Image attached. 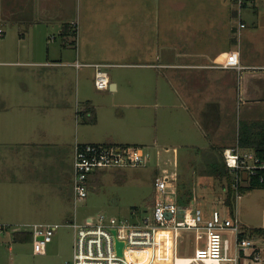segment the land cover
Listing matches in <instances>:
<instances>
[{
  "label": "crops",
  "instance_id": "1",
  "mask_svg": "<svg viewBox=\"0 0 264 264\" xmlns=\"http://www.w3.org/2000/svg\"><path fill=\"white\" fill-rule=\"evenodd\" d=\"M262 2L245 0L238 7V0H199L209 10L197 15L196 0H0V184L6 178L11 183V169L27 171L19 170L20 160H8L6 146L13 150L32 143L31 223L61 224L46 215L52 212L66 223L77 221L72 215L77 143L147 145L178 153V146H193L187 142L196 130L190 128L196 125L190 104L201 101L206 114L214 88L220 90L216 100L221 101V116L205 117L199 130L205 137L220 132L222 149L237 145L239 128L230 133L226 126L230 108L236 100L264 102V58L256 46L264 34ZM219 4L222 8H214ZM186 5L190 13L181 14ZM233 17L238 18L237 26ZM181 21L193 27L188 44L180 40ZM240 21L246 24L242 29ZM238 27L239 36L247 38L246 51L244 45L235 50L233 30ZM77 61L106 63L108 69L141 68V74L146 69L149 75L116 72L110 88L100 90L95 87L94 68L77 66ZM225 63L245 68L240 72L215 67ZM212 68L223 72L214 78ZM85 69L93 72L90 88ZM180 69L190 71L182 74ZM20 128H32V137L18 135ZM176 139L187 140L172 147L170 142ZM101 171L91 175L90 186L99 187ZM19 233L26 237L25 231ZM165 235H171L170 243L164 241ZM160 248L164 249L160 263L168 254L173 261L172 230H162ZM191 257L175 260L186 264Z\"/></svg>",
  "mask_w": 264,
  "mask_h": 264
},
{
  "label": "rangeland",
  "instance_id": "2",
  "mask_svg": "<svg viewBox=\"0 0 264 264\" xmlns=\"http://www.w3.org/2000/svg\"><path fill=\"white\" fill-rule=\"evenodd\" d=\"M198 1L196 0L197 6H195L197 15L199 13L204 15L205 8L207 11L209 10L208 5H200ZM262 1L264 3V0ZM222 5L219 4L214 6V8H222ZM167 7L169 5L164 6L166 12ZM238 7H240L239 4ZM189 13V6H184L181 14L188 15ZM233 21L234 26H237L238 18L234 19L233 17ZM186 22L181 21L182 33L185 35L182 34L180 40L184 44H188V31L193 30L192 25L188 27ZM201 24L202 22L198 25L201 26ZM213 29L216 30L218 27L214 26ZM233 33L237 37L235 50L239 51V46L244 45V51H246V46H249L246 41L247 38L242 36V34L239 36V27L237 30H233ZM204 36L206 38L209 37V30L204 32ZM200 39L198 36L197 41ZM259 42L260 44H256V46L261 47L262 53H260V56L264 58V34H260ZM213 43L214 45L217 44L216 42ZM211 70L214 73V78L223 72L221 68H212ZM85 71L86 85L90 88L93 83V72L88 69H85ZM107 71L110 77H113L116 72L121 73L120 75L123 76L144 77L149 75L146 69L141 74V68L120 69L111 67L107 68ZM189 71L188 69H180L179 73L186 74ZM219 93L220 90L214 88V99L208 103L206 114H204L203 110L201 111V101L197 100L195 106L190 104V112L194 114L196 122V125L190 128H196V130L188 138L187 142L193 143V146H178V153L174 149L165 152L160 147L154 148L150 146L151 159L146 164L118 169L110 168L101 171L98 188H94L89 184V195L87 198L77 203L73 198L72 215L76 214L78 223H86L89 216L97 220L101 214H104L108 219L112 217L118 219L126 218L133 224L141 223L143 218L151 213L154 204L156 193L155 176L164 174V169H167L169 172L177 174V199L180 206L189 205L190 201L194 199L208 218L214 210H219L224 217L237 216L250 232L263 228L264 187L242 188L234 204V212H232L226 202L228 192L227 177L225 176L223 165L225 149L218 145L221 133L213 131L208 133V137H205L199 130V128L204 126L203 121L207 116L212 119L214 114L215 116L217 115L216 118H220L222 113V109H220L221 101L216 100V96ZM235 105L234 108H230L229 116H225L226 126L230 133L234 131V128H244V124L247 121L260 122L264 120L263 101L256 104H248L246 101L236 100ZM224 111L227 112V108ZM213 126L219 129V121L216 122L214 120ZM181 128H186V125L182 124ZM19 131H17L18 135L22 133L23 137H26L25 135L32 137V128H20ZM186 140L179 142L176 139L170 143H174L172 144V147H174L179 145V143L183 144ZM206 145L208 146L205 147ZM158 150H161L164 155H157ZM5 152L8 160H20L18 161L20 168L17 166L19 170L26 168L27 171L23 170L18 173L16 170L11 169L8 171L12 179L11 183L8 181L9 178H6V182L3 185L0 184V264H66L67 261L73 259L75 231L69 225V222L66 223L65 220H61V214L56 212L46 214L50 218L57 219V222H62L61 226L56 230L53 240L48 244L46 254L34 252L32 238L17 239L16 235L18 232L25 231L28 234L30 230L29 227L19 224L22 223L20 221L31 223L35 215L32 213V143L27 147L21 146L13 150L6 146ZM47 168L51 169L50 166H47ZM229 175H232L231 177L234 179L233 173ZM242 182H244L242 187L248 185L247 181L243 180ZM261 236L262 234L253 235V239L258 246L262 245L261 241L264 236ZM193 237L192 233L180 235L177 256L191 257L194 254ZM164 241L170 243L172 241L171 235H165ZM261 247L263 248L264 256V244ZM175 258L176 254L173 257L174 264L177 262ZM163 260L160 263L158 258L152 264H173L169 254ZM149 261L146 260L143 264H147ZM185 261L180 260V263L177 262V264H184ZM131 264L136 263L132 262ZM239 264H264V260L255 262L250 256H241Z\"/></svg>",
  "mask_w": 264,
  "mask_h": 264
},
{
  "label": "built area",
  "instance_id": "3",
  "mask_svg": "<svg viewBox=\"0 0 264 264\" xmlns=\"http://www.w3.org/2000/svg\"><path fill=\"white\" fill-rule=\"evenodd\" d=\"M244 1L238 0L240 7ZM245 25L240 21L241 29ZM76 65L92 66L96 87L100 90L110 88L109 64L77 61ZM215 67H235L240 72L245 68L240 64L232 66L227 63ZM149 149L147 145L77 143L73 182L75 202L88 197L89 179L96 171L146 164L151 159ZM157 152L160 156L161 151ZM224 160L233 173L232 188L237 197L244 183L242 181L249 184L250 179L264 169V156L243 149L238 144L224 150ZM177 179V174L167 169H164V174L155 176L154 204L151 213L139 224H133L126 218L108 219L104 214L97 220L88 218L86 223H70L75 231V244L73 259L66 264H143L146 260H150L147 264H152L164 253L160 247L162 230L165 228L173 232V257L175 254L177 256L180 235L193 234L195 252L187 264H239L241 256H250L255 262L264 260L263 249L255 243L252 232L244 227L237 216L224 217L219 210H214L208 218L194 199L189 205L180 206ZM260 182L264 183L262 175ZM23 225L29 227L33 234L34 252L37 254L47 253L48 244L61 226L39 222Z\"/></svg>",
  "mask_w": 264,
  "mask_h": 264
},
{
  "label": "trees",
  "instance_id": "4",
  "mask_svg": "<svg viewBox=\"0 0 264 264\" xmlns=\"http://www.w3.org/2000/svg\"><path fill=\"white\" fill-rule=\"evenodd\" d=\"M238 145L246 150H253L257 152L258 154L264 156V120H261L260 122L257 121H247L244 124V128H239V135H238ZM224 165V173L226 174L225 176L227 177V199L226 202L228 206L231 208V211L234 212V204L236 203L237 195L235 191L232 188L234 179L229 175L231 174L230 170L226 166L225 160L223 162ZM259 173L255 176H253L249 184L246 187H241L242 188H254V187H264V183L260 182V176H264V169L258 171ZM92 176L89 179V184ZM264 233V229H255L252 231V234H262ZM21 233H17L16 237L17 239H24L20 237ZM32 238L34 240L33 234L28 233L26 234L25 238Z\"/></svg>",
  "mask_w": 264,
  "mask_h": 264
},
{
  "label": "bare ground",
  "instance_id": "5",
  "mask_svg": "<svg viewBox=\"0 0 264 264\" xmlns=\"http://www.w3.org/2000/svg\"><path fill=\"white\" fill-rule=\"evenodd\" d=\"M164 230H171V229H170V228H165ZM189 261H190V260H189ZM189 261H188V262H189ZM188 262H187V263H188ZM187 263H186V264H187Z\"/></svg>",
  "mask_w": 264,
  "mask_h": 264
}]
</instances>
